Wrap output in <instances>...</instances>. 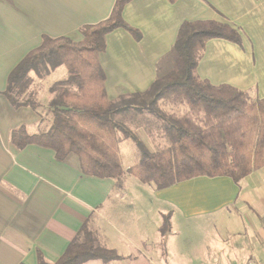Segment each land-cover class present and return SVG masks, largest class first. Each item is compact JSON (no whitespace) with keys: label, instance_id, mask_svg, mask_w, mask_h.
Wrapping results in <instances>:
<instances>
[{"label":"crops","instance_id":"0c3cea01","mask_svg":"<svg viewBox=\"0 0 264 264\" xmlns=\"http://www.w3.org/2000/svg\"><path fill=\"white\" fill-rule=\"evenodd\" d=\"M115 2L0 0V264H55L86 225L97 233L100 247L115 251L120 259L84 264H175L170 253L157 246L155 212L162 220L175 215L191 220L251 206L264 216V168L239 185L229 177L204 176L157 190L129 173L136 165L123 162V140L118 155L125 173L120 183L125 186L119 188L116 180L85 175L74 153L59 160L52 149L37 145L19 149L13 144L12 132L19 127L29 134L47 128L50 100L44 106L46 114L30 107L15 109L4 95L12 71L45 36L83 41L82 28L107 20ZM122 16L141 38L123 28L107 35L99 63L109 100L145 93L181 26L196 21L227 24L241 36V43L208 41L197 66L199 78L264 99V0H132ZM140 129L144 132L135 136L153 146V137ZM128 196L134 198L127 202Z\"/></svg>","mask_w":264,"mask_h":264},{"label":"trees","instance_id":"16d2710c","mask_svg":"<svg viewBox=\"0 0 264 264\" xmlns=\"http://www.w3.org/2000/svg\"><path fill=\"white\" fill-rule=\"evenodd\" d=\"M131 1L116 0L107 20L84 26L81 42L45 36L42 45L15 67L4 92L15 109L38 111L41 107L34 99L23 98L30 72L41 79L65 66L68 78L50 89L49 126L38 134L17 128L12 132L13 144L19 149L28 145L52 149L59 160L74 153L85 175L113 179L118 185L125 174L118 145L130 138L139 141L120 117L141 107L157 117L169 140L163 151L145 150L130 169L129 173L144 185L164 190L204 176L229 177L239 185L264 168V99H254L228 85L212 86L197 74L208 41L219 38L241 43L240 34L227 24L185 22L171 51L158 62L152 86L145 93L108 99L99 54L106 49L107 35L118 28L141 38L122 16ZM164 220L165 227H170L171 217ZM95 259L110 262L120 256L101 248L86 225L55 264H84Z\"/></svg>","mask_w":264,"mask_h":264},{"label":"rangeland","instance_id":"374dc122","mask_svg":"<svg viewBox=\"0 0 264 264\" xmlns=\"http://www.w3.org/2000/svg\"><path fill=\"white\" fill-rule=\"evenodd\" d=\"M67 78L68 71L64 66L52 76L41 79L30 72L25 81L23 98L34 99L42 105L39 110L46 114L44 106L53 97L50 87ZM127 113L120 120H125L123 123L129 132L138 136L139 131L144 132L140 129L142 127L153 137L154 143L152 146L146 145L145 140H141L144 144L135 138L124 140L120 146V155L126 165H137L145 150L158 152L168 148L169 140L162 132L155 115L147 113L141 107ZM45 116L44 126L48 127L50 115ZM141 145H145V149ZM137 184L142 186L139 182ZM118 186L122 188L125 184L120 183ZM128 197L127 202L134 198ZM156 214L157 212L154 213L152 223L157 228L154 236L160 240L157 241V246L160 250H167L175 264H248L251 261L264 264V216L259 215L251 206L217 217L184 220L180 215H175L168 228L165 227V220L158 218ZM143 223V220L139 221L140 226ZM95 235L98 238L96 232ZM150 235L152 236L151 232Z\"/></svg>","mask_w":264,"mask_h":264},{"label":"built area","instance_id":"2783aa9c","mask_svg":"<svg viewBox=\"0 0 264 264\" xmlns=\"http://www.w3.org/2000/svg\"><path fill=\"white\" fill-rule=\"evenodd\" d=\"M248 264H257L256 262H254V261H251V262H249Z\"/></svg>","mask_w":264,"mask_h":264}]
</instances>
